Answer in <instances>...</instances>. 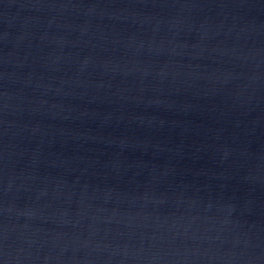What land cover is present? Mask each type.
Masks as SVG:
<instances>
[{
  "label": "water",
  "instance_id": "water-1",
  "mask_svg": "<svg viewBox=\"0 0 264 264\" xmlns=\"http://www.w3.org/2000/svg\"><path fill=\"white\" fill-rule=\"evenodd\" d=\"M0 264H264V0L3 173Z\"/></svg>",
  "mask_w": 264,
  "mask_h": 264
}]
</instances>
